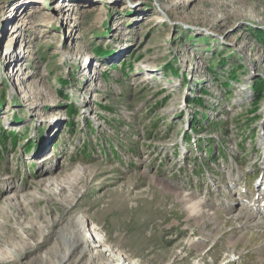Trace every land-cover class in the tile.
Here are the masks:
<instances>
[{
	"label": "rangeland",
	"instance_id": "1",
	"mask_svg": "<svg viewBox=\"0 0 264 264\" xmlns=\"http://www.w3.org/2000/svg\"><path fill=\"white\" fill-rule=\"evenodd\" d=\"M257 31L264 0H0V224L46 233L21 260L86 212L137 264H264ZM51 178L73 192L45 195ZM183 193L212 218L190 220Z\"/></svg>",
	"mask_w": 264,
	"mask_h": 264
},
{
	"label": "bare ground",
	"instance_id": "2",
	"mask_svg": "<svg viewBox=\"0 0 264 264\" xmlns=\"http://www.w3.org/2000/svg\"><path fill=\"white\" fill-rule=\"evenodd\" d=\"M43 12V19H52V17H50L52 15L47 14V12L45 11ZM14 54L15 53L13 52L11 53V56H13V58L18 55ZM17 71L18 68L15 71L13 70L12 72L13 74H16ZM12 72L9 76L13 78L14 75L12 74ZM17 74H22V71L18 72ZM24 89L27 93H29V88L27 85H25ZM43 180L45 179H40V182H42ZM74 188L75 187L72 185L53 182V178H51L47 181V183H45L44 194L47 195L48 193H51L54 196L58 195L60 197H64L63 193L73 192ZM181 195L182 202L185 204L188 212L190 213L189 219L194 223H199L201 221L203 222L204 219L212 218L205 205L200 202L194 203L195 201H193L192 195L190 193H183ZM65 201L67 202L65 205L70 204L68 199H65ZM262 201L264 202V198H262L260 202H258V200H255L253 203V207L258 209V212L261 215L256 216L251 214L247 217L248 219H251L253 225H264V208L260 207ZM62 204H64L63 200ZM74 205L76 207L77 203H75ZM238 216L239 215H237V217ZM45 218L47 217H44L42 215L41 217H39V219ZM90 221L95 222L96 220L86 212L78 214L75 217L69 216L66 219L65 223L62 225H60L61 221L59 219L53 216H51V218H48V225L46 226V228H51L52 230L55 225H60V227L57 229V233L55 234L54 240L51 245L40 255L39 264H137L136 260L128 261V257H125L126 255H120L121 250L118 251L117 248L111 246V242H113L115 235H109L106 238H98L96 233L104 230L105 227H103V225H101L100 227H89ZM21 227L24 230L28 228L26 224H22ZM7 228L8 226L6 227V229ZM9 230L3 231V227L0 224V264H4V262L8 261L12 262V264H16L17 262H19L18 264H30V260H28L27 262H23L21 258L24 257L27 252L33 251L34 248H38L43 245L45 243V241L43 242V238L46 233L42 232V230L38 228L37 235L39 237L37 238V241L33 246L21 238L22 236L19 231L13 230L12 232H10L13 234H10L8 233ZM117 237L119 241H122L123 237L121 235ZM204 237L205 239L200 237L196 240H193L190 243V246L194 249L201 248L203 242L209 239L206 235ZM3 245H5V248L2 247ZM120 247H122L121 244ZM131 253H133V255L135 254V252ZM134 257H140V255H135ZM140 264H151V262L147 257L146 262H142Z\"/></svg>",
	"mask_w": 264,
	"mask_h": 264
},
{
	"label": "trees",
	"instance_id": "3",
	"mask_svg": "<svg viewBox=\"0 0 264 264\" xmlns=\"http://www.w3.org/2000/svg\"><path fill=\"white\" fill-rule=\"evenodd\" d=\"M257 32H258V31H257ZM258 34H259L262 38H264V33H260V32H258ZM233 77H234V79L236 78L235 76H233ZM254 89H255V91H257V92H259V91H263V89H264V83H263V82H260V81L254 83Z\"/></svg>",
	"mask_w": 264,
	"mask_h": 264
}]
</instances>
